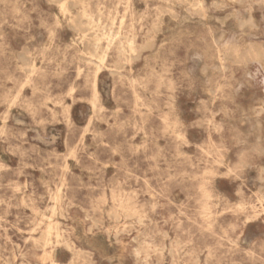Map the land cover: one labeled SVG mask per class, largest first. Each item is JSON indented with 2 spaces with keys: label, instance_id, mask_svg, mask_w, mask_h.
<instances>
[{
  "label": "rangeland",
  "instance_id": "1",
  "mask_svg": "<svg viewBox=\"0 0 264 264\" xmlns=\"http://www.w3.org/2000/svg\"><path fill=\"white\" fill-rule=\"evenodd\" d=\"M54 263L264 264V0H0V264Z\"/></svg>",
  "mask_w": 264,
  "mask_h": 264
},
{
  "label": "bare ground",
  "instance_id": "2",
  "mask_svg": "<svg viewBox=\"0 0 264 264\" xmlns=\"http://www.w3.org/2000/svg\"><path fill=\"white\" fill-rule=\"evenodd\" d=\"M136 1V0H135ZM62 4V3H61ZM60 4V5H61ZM61 7H62V9L61 10H63L64 12H68L69 11V3L68 2H66V3H63L62 5H61ZM138 8V7H137ZM135 9V8H134ZM62 11V12H63ZM64 14V13H63ZM85 15H86V17H87V14L85 13ZM202 19H204V17L202 18ZM255 20V19H254ZM258 25V24H257ZM209 27V26H208ZM74 28H76V27H74ZM93 30V23H92V21H89L83 28L81 27V29H80V37H79V39L84 43V44H88V45H90V46H93V50L91 51V52H88L87 54L88 55H90L91 57H97L98 56V53H97V51H98V48H99V41H100V38H96L95 40H90V38H91V31ZM223 31V30H222ZM76 32V31H75ZM119 33V32H118ZM206 38V37H205ZM213 39H214V37H213ZM216 46V45H215ZM89 48V47H88ZM27 49V48H26ZM251 51H253V50H251ZM23 52H24V50H23ZM27 52V51H26ZM25 53V52H24ZM28 53H29V51H28ZM219 53V52H218ZM246 54H248V53H246ZM251 54H254L253 52H251ZM25 55V54H24ZM23 55V56H24ZM19 56V55H18ZM21 56V55H20ZM257 56V55H256ZM258 57V56H257ZM22 58V57H21ZM24 58H25V56H24ZM17 59H19V58H17ZM23 59V58H22ZM26 59V58H25ZM29 59V58H28ZM27 59V60H28ZM255 59V58H254ZM262 59H263V56H262ZM31 60V59H30ZM21 61V60H20ZM24 61V60H23ZM22 61V62H23ZM26 61V60H25ZM29 61V60H28ZM27 61V62H28ZM203 61V60H202ZM220 61V60H219ZM18 62V61H17ZM88 62V61H87ZM221 62V61H220ZM24 64V63H23ZM258 64V63H257ZM25 66H27L26 64H25ZM34 66V65H33ZM18 67V66H17ZM261 67V66H260ZM102 67H100L99 68V70L101 69ZM24 69H26V67L24 68ZM28 74H29V72H28ZM111 74V73H110ZM98 77V76H97ZM96 79H98V78H96ZM96 88H97V86H96ZM132 91H133V89H132ZM135 93V92H134ZM98 99V96H97V93H96V95H95V100H97ZM96 104L94 103V106H95ZM68 106V105H67ZM58 107V106H57ZM62 107V106H61ZM64 108V107H63ZM62 109V108H61ZM13 110V109H12ZM158 117V116H157ZM155 118V117H154ZM157 119V118H156ZM3 124V123H2ZM8 126V125H7ZM144 130V129H143ZM45 134V133H44ZM161 145V144H160ZM159 145V146H160ZM244 162V161H243ZM256 167H259V166H256ZM69 171V170H68ZM232 171V170H231ZM40 182H41V180H40ZM259 182V181H258ZM261 183V182H260ZM243 185H245V184H243ZM246 187V186H245ZM53 192V191H52ZM55 195L56 194H54V197H55ZM55 206V205H54ZM239 208V207H238ZM153 210V209H152ZM53 217V216H52ZM51 218V217H50ZM50 220V219H49ZM49 220H48V222H49ZM250 221V220H249ZM248 222V221H247ZM54 229H55V227H54V225L53 224H50V225H48V227H47V230L44 232V237H43V243H44V245H45V247H48V246H52V245H54L55 243H52L51 242V239H50V236H51V234H52V232L54 231ZM168 235V234H167ZM55 236H56V234H55ZM59 238H61V236H58L57 235V244H59L60 243V240H59ZM170 239H171V237H169ZM110 241V240H109ZM66 244L68 245V242H66ZM60 246V245H59ZM57 247V245L56 246H54V247H52V250L51 251H49V252H47V254H48V256L49 257H52L53 256V254H55L54 252H55V248ZM138 252V251H137ZM139 253V252H138ZM148 253V252H147ZM44 254V253H43ZM140 254V253H139ZM144 254V253H143ZM56 255V254H55ZM45 256V255H44ZM114 256V255H113ZM42 258V257H41ZM46 258V257H45ZM44 258V259H45ZM54 260V259H53ZM43 262H44V260H43ZM55 264V263H54ZM145 264V263H144Z\"/></svg>",
  "mask_w": 264,
  "mask_h": 264
}]
</instances>
